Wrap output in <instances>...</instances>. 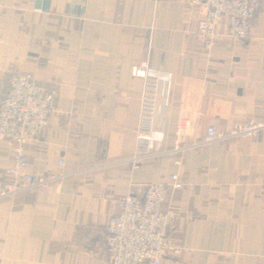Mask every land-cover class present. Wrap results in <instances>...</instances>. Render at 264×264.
<instances>
[{
	"label": "crops",
	"instance_id": "obj_1",
	"mask_svg": "<svg viewBox=\"0 0 264 264\" xmlns=\"http://www.w3.org/2000/svg\"><path fill=\"white\" fill-rule=\"evenodd\" d=\"M202 16L193 0H0V101L13 76L55 88L54 112L26 156L37 174H58L62 157L73 173L0 200V264H106L104 228L120 214L111 202L172 175L181 187L170 192L169 234L183 253L163 264H264V135L164 154L182 119L195 124L194 144L210 126L225 135L264 122V7L248 41L225 36L210 51ZM141 65L159 81L148 145L137 137ZM141 150L156 156L136 170L114 165ZM13 159L0 143V190Z\"/></svg>",
	"mask_w": 264,
	"mask_h": 264
},
{
	"label": "built area",
	"instance_id": "obj_2",
	"mask_svg": "<svg viewBox=\"0 0 264 264\" xmlns=\"http://www.w3.org/2000/svg\"><path fill=\"white\" fill-rule=\"evenodd\" d=\"M203 13L198 23V36L210 51L219 47L228 36L236 43L251 38L253 23L264 7V0H193ZM227 20V34L223 25ZM133 75L144 80L138 140L149 144L156 142L153 127L159 98V81L149 75L145 65L136 67ZM57 90L39 82L33 75L13 76L9 80L6 96L0 101V143L13 146L14 159L5 168L6 181L0 190V200L14 199L31 191L60 186L69 175L67 162L62 157L56 175H40L31 167L26 156L29 144L38 143L54 112ZM219 111V110H218ZM195 124L182 119L176 127L175 146L164 154L180 157L193 149H203L225 140L249 139L257 142L264 135V122L249 121L232 126L221 135L210 126L202 143H192ZM154 156L145 150L114 165L136 170ZM174 165L181 166L175 160ZM88 171V170H87ZM87 171L74 172L82 173ZM178 177L172 175L165 183L149 185L145 189L133 188L128 194L111 204L120 209L104 231L107 242L106 264H163L169 257H179L183 249L170 239L174 213L168 205L170 192L179 189Z\"/></svg>",
	"mask_w": 264,
	"mask_h": 264
}]
</instances>
